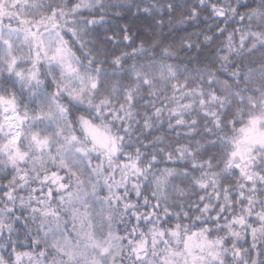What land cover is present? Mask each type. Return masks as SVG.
<instances>
[{
  "label": "clouds",
  "instance_id": "1",
  "mask_svg": "<svg viewBox=\"0 0 264 264\" xmlns=\"http://www.w3.org/2000/svg\"><path fill=\"white\" fill-rule=\"evenodd\" d=\"M0 264H264V0H0Z\"/></svg>",
  "mask_w": 264,
  "mask_h": 264
}]
</instances>
